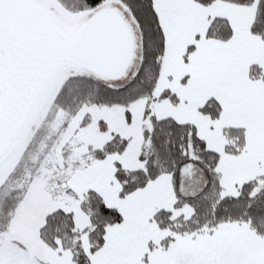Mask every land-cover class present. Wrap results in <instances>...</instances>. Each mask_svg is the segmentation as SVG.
I'll return each instance as SVG.
<instances>
[{
    "label": "snow or ice",
    "instance_id": "1",
    "mask_svg": "<svg viewBox=\"0 0 264 264\" xmlns=\"http://www.w3.org/2000/svg\"><path fill=\"white\" fill-rule=\"evenodd\" d=\"M0 264H264V0H0Z\"/></svg>",
    "mask_w": 264,
    "mask_h": 264
}]
</instances>
